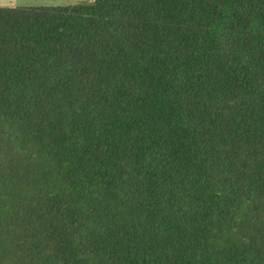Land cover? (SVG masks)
<instances>
[{
  "label": "trees",
  "instance_id": "obj_1",
  "mask_svg": "<svg viewBox=\"0 0 264 264\" xmlns=\"http://www.w3.org/2000/svg\"><path fill=\"white\" fill-rule=\"evenodd\" d=\"M0 264H264V0L0 7Z\"/></svg>",
  "mask_w": 264,
  "mask_h": 264
},
{
  "label": "crops",
  "instance_id": "obj_2",
  "mask_svg": "<svg viewBox=\"0 0 264 264\" xmlns=\"http://www.w3.org/2000/svg\"><path fill=\"white\" fill-rule=\"evenodd\" d=\"M92 0H0V7L72 5Z\"/></svg>",
  "mask_w": 264,
  "mask_h": 264
}]
</instances>
